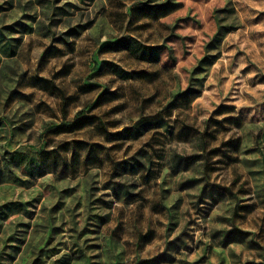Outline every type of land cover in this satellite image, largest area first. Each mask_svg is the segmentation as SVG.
<instances>
[{
  "label": "rangeland",
  "instance_id": "rangeland-1",
  "mask_svg": "<svg viewBox=\"0 0 264 264\" xmlns=\"http://www.w3.org/2000/svg\"><path fill=\"white\" fill-rule=\"evenodd\" d=\"M0 264H264V0H0Z\"/></svg>",
  "mask_w": 264,
  "mask_h": 264
},
{
  "label": "trees",
  "instance_id": "trees-1",
  "mask_svg": "<svg viewBox=\"0 0 264 264\" xmlns=\"http://www.w3.org/2000/svg\"><path fill=\"white\" fill-rule=\"evenodd\" d=\"M118 44L128 50L135 58L150 61L159 57L161 46L145 45L133 37L121 38Z\"/></svg>",
  "mask_w": 264,
  "mask_h": 264
}]
</instances>
